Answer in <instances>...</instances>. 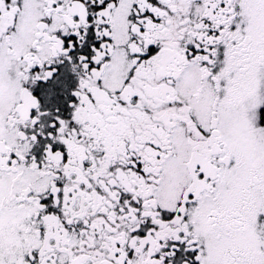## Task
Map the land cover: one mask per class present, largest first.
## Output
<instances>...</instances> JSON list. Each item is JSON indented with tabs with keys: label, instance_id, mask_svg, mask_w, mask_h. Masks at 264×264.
Segmentation results:
<instances>
[{
	"label": "snow or ice",
	"instance_id": "1",
	"mask_svg": "<svg viewBox=\"0 0 264 264\" xmlns=\"http://www.w3.org/2000/svg\"><path fill=\"white\" fill-rule=\"evenodd\" d=\"M0 264H264V0H0Z\"/></svg>",
	"mask_w": 264,
	"mask_h": 264
}]
</instances>
